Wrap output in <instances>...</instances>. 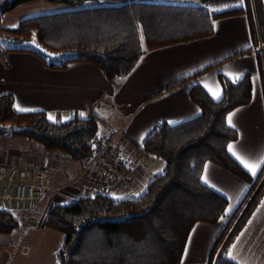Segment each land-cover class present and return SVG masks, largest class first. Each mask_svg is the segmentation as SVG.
I'll use <instances>...</instances> for the list:
<instances>
[{"label":"trees","instance_id":"trees-1","mask_svg":"<svg viewBox=\"0 0 264 264\" xmlns=\"http://www.w3.org/2000/svg\"><path fill=\"white\" fill-rule=\"evenodd\" d=\"M32 1L36 0H0V23L7 13ZM45 1L78 6L99 0ZM236 16H246L249 21V51L256 53L264 93V55L258 52L264 46V0H245L244 7L220 13L154 1L72 10L25 19L4 31L5 39L14 45L8 54H32L52 71L66 70L73 63L89 64L119 87L149 51L211 37L215 22ZM219 82L223 98L218 102L201 85L190 89L200 116L174 126L161 121L147 134L140 152L163 160L165 168L143 193L125 200L114 199V194L87 195L50 209L45 227L65 236L57 253L58 264H181L195 226L217 224L227 216L228 199L203 182L207 164L249 185L247 195L213 245L208 262L238 264L228 257L229 247L262 202L264 165L254 178L229 153V145L238 141L239 135L227 118L251 104V75L233 82L220 74ZM92 110L87 118L51 122L43 112L19 113L13 95L4 94L0 96V136H22L49 156L63 155L83 163L102 120ZM13 127L27 130L18 134ZM17 213L21 212L0 211V234L17 230Z\"/></svg>","mask_w":264,"mask_h":264},{"label":"crops","instance_id":"crops-1","mask_svg":"<svg viewBox=\"0 0 264 264\" xmlns=\"http://www.w3.org/2000/svg\"><path fill=\"white\" fill-rule=\"evenodd\" d=\"M99 1L105 3L100 6L101 8H120L133 3L156 2V0ZM99 1L84 3L83 9L98 8L96 6ZM166 3L199 6L214 13L245 6V0H194ZM48 6L57 12L74 9L66 4ZM33 17L37 16L29 18ZM251 45L250 26L246 16L222 19L215 22L214 34L211 37L149 51L119 87L112 85L100 70L89 64L73 63L66 70L52 71L32 54H8L7 51L10 49L0 50V96L12 94L15 108L19 113L43 112L51 122L64 123L75 118H87L92 109L100 114L102 119L100 130L105 134L118 131L125 139L123 156L138 178L139 186L136 189L113 195L116 200H125L143 193L149 184L146 179L148 177L153 179L157 175L151 172L150 167L147 169L142 165L145 160L152 165L157 159L148 157L139 150L143 140L155 125L166 121L174 126L200 116V108L189 96L190 89L194 85H201L211 98L218 102L223 98V89L219 82L220 74L233 82L250 74L253 82V100L248 106L238 108L229 114L227 123L239 135L238 141L229 145L232 146V151L229 150L230 155L246 172L256 178L263 165L253 175L233 155L234 151L249 163L264 158L263 81L256 53L249 51ZM213 66L210 71L196 77L200 72ZM235 77L239 78L234 79ZM184 80L188 81L181 83ZM100 100L105 102V106L98 109L97 103ZM17 106L30 111H19ZM15 137L16 140L21 138L20 140L30 141L22 136ZM19 143L18 145L24 144ZM28 151L36 158L26 157L24 151L21 152L19 149L6 150L0 156V184L3 183L2 172L10 165H17L21 174L48 165L54 177L53 184L57 187V190L52 191L53 195L74 187L63 186L60 176L65 171L74 178L81 170V162L70 161L63 155L49 156L35 146L28 148ZM203 182L228 199L227 216L217 224L195 226L181 264H208L213 245L249 191V185L213 164H207L205 167ZM141 186L144 189H141ZM71 191L70 195L75 200L87 196V193L81 189ZM44 200L45 198L41 202ZM46 200L42 215L26 222L25 234L20 235L18 229L12 234H0V264H19L15 261V250H17L15 245L28 236H32V239L27 241V256L24 258V264H35L38 261V264H58L57 253L62 248L65 237L59 232L47 229L45 222L50 209L55 204L61 203H55L51 197H47ZM50 239L53 241L52 246ZM50 247L53 256L51 260ZM229 251L235 256V259H230L238 264H264V198L231 243ZM5 254L8 255L4 256Z\"/></svg>","mask_w":264,"mask_h":264},{"label":"built area","instance_id":"built-area-1","mask_svg":"<svg viewBox=\"0 0 264 264\" xmlns=\"http://www.w3.org/2000/svg\"><path fill=\"white\" fill-rule=\"evenodd\" d=\"M171 1L182 3L194 0H156L157 3ZM258 52L264 55L263 45L259 47ZM104 106L103 100L97 103L98 109ZM102 134L92 141V150L83 160L78 175L71 179L68 173H63L60 180L65 186H76L90 196L99 193L113 195L136 189L139 186L138 178L123 156L125 139L118 131ZM97 171L100 173H96ZM1 177L3 183L0 184V211L34 212L39 201L48 192L57 189L53 184L54 178L50 169L46 165L33 168L27 174H21L17 166L11 165Z\"/></svg>","mask_w":264,"mask_h":264},{"label":"rangeland","instance_id":"rangeland-1","mask_svg":"<svg viewBox=\"0 0 264 264\" xmlns=\"http://www.w3.org/2000/svg\"><path fill=\"white\" fill-rule=\"evenodd\" d=\"M88 2H90V1H88ZM104 4L105 3L99 1L97 3L96 7H100ZM48 5H54L55 6V5H63V4L52 3V2L45 1V0H36V1H32V2L22 4L19 6V7L22 6V8L19 9V7H17L13 11L7 13L5 15L6 16L5 19L3 20L2 24L0 25V39H1V42H0V48L1 49L0 50L6 51V50H8L14 46L12 43H9L6 40L7 38L5 39V36L7 35V33L4 31V29L14 28L18 25L20 20H23V19H26V18H29L32 16H42V15H49V14H55V13L63 12V11L57 12L54 9H52L51 6H48ZM83 6H84V4L78 5V6H70V7L74 8L73 10H79V9H83ZM2 40H3V42H2ZM102 133L103 132L101 130H99V135L100 134L103 135ZM18 139L19 140H16V137L12 136V134H4V135L0 136V156H2L6 150L19 149L21 152L24 151L26 157H33L34 156V159H35L36 158L35 155L31 154L30 151H28V148H30V147L32 148L33 146L40 148L39 145H36V143H34L32 141L31 142L28 140L23 141V140H20L21 138H18ZM22 139H24V138H22ZM19 142L24 143V144H20ZM18 143L20 145H18ZM34 159H32V160H34ZM142 165L144 167H146L147 169L150 167L151 172H153L154 174H157V175L163 173L164 168H165V162L163 160H156L154 162V164H152V165H151V163L148 162V160H145V161H143ZM15 166H17V165H15ZM46 166H48V165H46ZM36 168H38V167H36ZM60 172H62V170ZM64 173H67V172L64 171ZM96 173H100V171H97ZM68 175L71 177L70 173H68ZM71 179H73V177H71ZM150 180H152V179H150L149 177H148V179H146V181L149 183H150ZM2 181H3V178H2ZM63 186H65V185H63ZM142 188H143V186H141V189ZM73 189H80V188L74 186V187H71L69 189H66V191L64 190V191H62L60 193H56L54 195L52 194L53 192H48L44 197L45 200L43 202H41L44 199L43 198L42 200L39 201L38 208L34 212H32V213L31 212L30 213H17L16 217H17V220L19 222V226L17 228L18 233H20V235L25 234V232L27 230V228L25 226L26 222L30 221L31 219H35V216H37L39 218L42 215L43 209H44V203H45V201H47L46 200L47 197H51L55 201V203L60 202L61 204H67L69 202H73L75 200V198L70 195L72 192L71 190H73ZM83 195H84V193H82L81 196H83ZM31 237L32 236H28L26 238H23L21 240V242H18L15 245L17 247V250H15V261L18 262L19 264H24V262H25L24 258L27 256L26 253H27V248H28L27 241ZM50 241H51V246H52L53 245L52 239H50ZM7 255L8 254H5L4 256H7ZM51 257L53 259V256H51V247H50V260H51ZM38 262L37 263L35 262V264H38Z\"/></svg>","mask_w":264,"mask_h":264},{"label":"snow or ice","instance_id":"snow-or-ice-1","mask_svg":"<svg viewBox=\"0 0 264 264\" xmlns=\"http://www.w3.org/2000/svg\"><path fill=\"white\" fill-rule=\"evenodd\" d=\"M239 77H235L234 79H238ZM211 91V89H209ZM213 95L215 96V93H213ZM218 98V97H217ZM18 107V110L19 111H30V109H27V108H20L19 106ZM231 122V121H229ZM229 150L232 151V146H229ZM233 155L236 156L237 160L240 161V163L246 168L248 169L253 175L256 174V171L261 167V165H264V158H261L260 160H258L257 162L255 163H249V162H246L245 160H243L240 156H238L234 151H233ZM229 255V258L231 259H235V256L232 255V252L229 251L228 253Z\"/></svg>","mask_w":264,"mask_h":264},{"label":"water","instance_id":"water-1","mask_svg":"<svg viewBox=\"0 0 264 264\" xmlns=\"http://www.w3.org/2000/svg\"><path fill=\"white\" fill-rule=\"evenodd\" d=\"M26 128L25 127H22V128H19V127H13V131L15 133H18V134H21V133H24L26 132ZM5 171H3L2 173H4Z\"/></svg>","mask_w":264,"mask_h":264}]
</instances>
